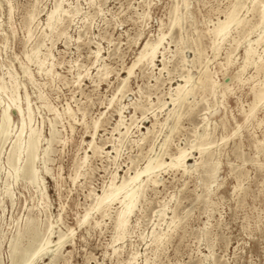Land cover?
<instances>
[{
  "label": "rangeland",
  "instance_id": "rangeland-1",
  "mask_svg": "<svg viewBox=\"0 0 264 264\" xmlns=\"http://www.w3.org/2000/svg\"><path fill=\"white\" fill-rule=\"evenodd\" d=\"M261 5L0 0V264H264ZM57 6L69 11L49 27ZM234 8L242 23L217 35ZM261 36L246 64L249 41ZM162 37L154 66L143 61L129 74L144 44ZM188 78L194 91L173 103ZM15 99L23 147L30 128L40 133L33 182L21 173L24 148L14 158L22 117L12 110L11 128L1 126ZM179 149L188 150V171L166 164L151 176L157 183L142 176L143 196L120 236L123 203L96 210L98 197ZM28 226L38 235L30 247L22 237L28 251L16 255Z\"/></svg>",
  "mask_w": 264,
  "mask_h": 264
},
{
  "label": "bare ground",
  "instance_id": "bare-ground-1",
  "mask_svg": "<svg viewBox=\"0 0 264 264\" xmlns=\"http://www.w3.org/2000/svg\"><path fill=\"white\" fill-rule=\"evenodd\" d=\"M259 1L262 7V10L260 11V23L259 25L261 26L263 23H264V4H263V1L260 2V0H257ZM92 2V1H91ZM254 5V4H253ZM257 5V4H256ZM64 9V8H63ZM61 9V6H57L49 15H48V26L51 27L52 26V22L55 18V14L57 13H68V11L66 10H63ZM72 12V11H71ZM70 14V13H69ZM259 15V14H258ZM63 16V14H62ZM238 10L236 8H234L226 17L225 20H222L218 23L219 27H217V35H222L223 33H225L229 26H231V24L235 23L237 26L239 24L242 23V21L240 20V18L238 19ZM61 19L58 18V21H60ZM57 21V20H56ZM57 21V22H58ZM55 23V22H54ZM58 24V23H56ZM61 24V22H60ZM258 25V26H259ZM56 26V25H55ZM58 26V25H57ZM56 28V27H54ZM189 32V31H188ZM216 35V34H215ZM227 35V33H226ZM163 36V35H162ZM264 36V35H263ZM223 37V36H222ZM226 37V36H225ZM263 40V37H258V39H255L254 41H249V47L245 50V56H246V64H248L252 58H253V55L255 54V48L254 46H258L260 45V43L262 42ZM163 41V37L160 38L157 42L155 43H150V42H147L144 44V46L142 47V49L140 50V53L136 59V61H134V63L128 68V73L129 74H132L134 68L142 63L143 61H146L148 64H151L154 66V60L156 58V55H157V52H158V48L159 46L161 45ZM46 58V57H45ZM168 63V62H167ZM257 63V62H256ZM43 65V63H41ZM258 64V63H257ZM40 65V64H39ZM185 65V64H184ZM259 66V65H258ZM257 66V67H258ZM42 67V66H41ZM246 67V66H245ZM42 69V68H41ZM51 70V69H50ZM52 71V70H51ZM50 72V71H49ZM207 72V71H206ZM189 73V72H188ZM204 74V79L206 80V78L208 79V77L206 76V73L202 72ZM201 73V74H202ZM50 74V73H49ZM202 74V75H203ZM200 75V76H202ZM211 77V76H210ZM203 78V77H202ZM97 79V78H96ZM210 79V78H209ZM207 81V80H206ZM210 81V80H209ZM208 81V83H209ZM200 82H202V80L200 79ZM189 83H190V80L189 78L188 79H185V84H180L178 85V87L175 89V93H176V98L173 99V103H180L182 102L183 100H185L190 94H192V92L194 91L193 90V86L192 87H189ZM204 82H202L203 84ZM211 83V82H210ZM209 83V85H210ZM213 83V82H212ZM205 84V83H204ZM203 86V85H202ZM212 89V88H211ZM207 90V89H206ZM174 98V97H173ZM3 100V99H2ZM257 102H261V101H264V93L261 94V96L258 97V99H256ZM18 100L15 99L12 101V105H13V109H11V111H9V107L7 109L4 110V114H3V117H2V124L1 126L3 127V132L4 133H7L8 130H9V127H10V124H11V115H12V110H15L18 114V116L22 117V128L20 129V134L18 135L17 137V140H16V148H15V156L14 158L17 159V161L21 162V155H22V150H23V140H22V135L25 131V122H24V119H23V111L21 109V107L18 106ZM181 104V103H180ZM176 105V104H175ZM178 105V104H177ZM189 105V104H188ZM121 109V108H120ZM253 112H255V106L249 111V114H253ZM119 113H121L119 111ZM69 114V113H68ZM247 115V114H246ZM254 115V114H253ZM122 116V114H121ZM120 116V117H121ZM252 117V115H250ZM29 117V120H31V116L30 114L28 115ZM249 117V115H248ZM248 119V118H247ZM184 120V119H183ZM123 122V121H122ZM167 123V122H166ZM121 124V123H120ZM162 125V124H161ZM97 126V125H96ZM125 126V125H124ZM129 126V125H128ZM1 127V128H2ZM55 127V125H54ZM11 128V127H10ZM95 128V127H94ZM52 129V128H51ZM97 129V128H96ZM126 129V132H124L125 134H128L129 132V127H125ZM174 129V128H172ZM53 130V129H52ZM171 130V129H170ZM148 131V134L151 132L150 129L147 130ZM124 134V135H125ZM7 136V135H6ZM120 136H123V135H120ZM206 137L207 134H203L201 136V140H203L202 138H204L206 140ZM199 138V137H198ZM167 140V139H166ZM204 141V140H203ZM39 142H40V133L33 129V128H30L29 130V133H28V137H27V141H26V146L24 148V151L27 153L26 154V165L25 167L23 168V170L21 171L22 175L25 176V177H28L32 182L33 181H36L37 180V170L34 168L33 166V162H34V159L37 157V153H38V149H39ZM166 143V142H165ZM164 143V144H165ZM41 145V143H40ZM204 144H199V147H198V150H199V153H201L200 155H202V153H204L205 151V148L203 147ZM212 145V144H211ZM15 146V145H14ZM41 147V146H40ZM167 147V145H166ZM193 147V146H192ZM191 147V148H192ZM195 147V146H194ZM193 147V148H194ZM190 148V149H191ZM196 148V147H195ZM50 150V149H48ZM46 150V151H48ZM193 151V150H192ZM46 153V152H45ZM191 154V153H190ZM45 155V154H44ZM192 155V154H191ZM206 155V154H205ZM204 155V157H205ZM47 156V155H46ZM189 156V153H188V150L187 149H179L175 154H170L169 157H170V162L167 163L166 161H164L163 159H155V160H149V162L147 163V165L141 169V170H137L134 175H131L129 177V180L128 181H124L121 185H115V184H112L111 185V188L109 190H107L106 192L103 193V195L99 196L98 197V202H97V207H96V210H101V209H104L105 205L106 204H109V203H114V201H119L123 203V207L121 209V211L118 213L117 215V226H118V229H119V235L120 236H123L127 230V224L129 222V216L132 214L134 208L136 207V204L139 200V197L141 198L143 195H139L140 194V190H143V189H140L142 187V183L143 181L141 180V182L139 183L141 177L145 176L148 181L152 182V183H157V179L155 177H151L154 172H157V169H163L162 167L164 165H169V167H173V168H176L177 170L178 169H183L184 172H187L188 171V168L186 166V160ZM39 157V156H38ZM203 157V156H202ZM203 157V158H204ZM156 158V157H155ZM154 159V158H153ZM202 159V158H201ZM9 160V159H8ZM12 160V159H11ZM23 160V159H22ZM201 162L203 160H200ZM206 162V160H204ZM10 162V161H9ZM18 162V163H19ZM25 162V161H24ZM199 164V163H197ZM203 164V162H202ZM216 164H219V163H216ZM14 165V164H12ZM24 165V164H23ZM214 165V164H213ZM18 166V165H17ZM194 166V165H193ZM23 167V166H22ZM21 167V168H22ZM200 167V166H198ZM197 167V168H198ZM15 168V167H13ZM191 168V167H190ZM15 170V169H14ZM156 170V171H155ZM20 171V170H19ZM160 171V170H159ZM179 171V170H178ZM211 172V171H210ZM158 173V172H157ZM213 173V171H212ZM156 174V173H155ZM155 174L153 176H155ZM211 174V173H210ZM209 174V175H210ZM212 175V174H211ZM215 175V174H213ZM212 175V176H213ZM160 178V177H159ZM213 178V177H212ZM149 182V183H150ZM144 186V185H143ZM153 186V185H152ZM143 194V193H142ZM139 199V200H138ZM111 205V204H109ZM109 208V207H108ZM107 212V210H106ZM135 214V213H134ZM165 214V213H164ZM165 216V215H164ZM162 216V217H164ZM86 217H88V214L86 215ZM85 219V218H84ZM174 223V222H173ZM172 223V224H173ZM176 226V225H175ZM26 232H24V234L22 233L19 238L17 237L18 241L15 243V245L13 246V251L14 253L17 255L19 254L20 256H23L25 255V253H27L28 251V248H23L21 247V242L22 241L21 239H24L22 237H24L25 235L28 237L29 239V247L31 246V242L37 237L38 235V232H37V228L35 227H32V226H28V228H26ZM20 232V231H19ZM174 233V232H173ZM18 235V234H17ZM49 235V234H47ZM118 235V236H119ZM48 237V236H47ZM47 237L45 239H47ZM155 237V235H154ZM59 240L58 241H61L62 239V236L58 237ZM63 241V240H62ZM61 241V242H62ZM53 241L51 239H48L47 241L45 240V243L40 247V251H43L44 247L45 246H48L49 244H51ZM57 242V241H56ZM55 243V242H54ZM53 245V244H51ZM12 246V245H11ZM24 246V245H23ZM62 246V245H60ZM33 247V246H32ZM55 247V246H54ZM49 248H50V245H49ZM46 249V248H45ZM59 248H57L58 250ZM46 251V250H44ZM38 254V253H37ZM46 254V252L44 253ZM40 255V254H39ZM55 256V255H54ZM39 257V256H38ZM30 264V263H29Z\"/></svg>",
  "mask_w": 264,
  "mask_h": 264
}]
</instances>
